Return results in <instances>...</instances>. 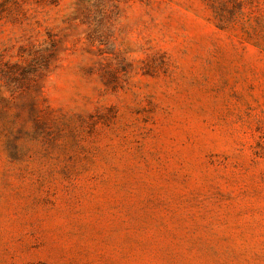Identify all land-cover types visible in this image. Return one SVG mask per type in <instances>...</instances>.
<instances>
[{
	"label": "rangeland",
	"instance_id": "obj_1",
	"mask_svg": "<svg viewBox=\"0 0 264 264\" xmlns=\"http://www.w3.org/2000/svg\"><path fill=\"white\" fill-rule=\"evenodd\" d=\"M0 264H264V0H0Z\"/></svg>",
	"mask_w": 264,
	"mask_h": 264
}]
</instances>
